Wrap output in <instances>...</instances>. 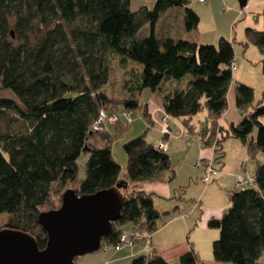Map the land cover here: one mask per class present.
Instances as JSON below:
<instances>
[{
	"label": "trees",
	"instance_id": "trees-1",
	"mask_svg": "<svg viewBox=\"0 0 264 264\" xmlns=\"http://www.w3.org/2000/svg\"><path fill=\"white\" fill-rule=\"evenodd\" d=\"M130 2L0 0V216H7L0 230L22 231L33 237L39 249L46 244V231L37 217L40 207L51 205L52 195L60 197V203L63 190L84 196L113 188L121 180L120 166L109 147L111 138L103 129L94 131L92 125L100 110L118 116L114 124L106 125L118 123V107L123 108L122 115L131 116L129 110L139 107L144 89L160 94L159 112L182 123L186 133L197 134L203 147L211 146L217 134L213 165L223 158L221 142L228 137L240 141L249 158L264 154V89L261 100L252 105L253 88L236 83L235 108L242 116L227 129L217 122L226 112L236 68L232 43L220 38L217 46L199 45L169 32L158 35L161 17L177 8L182 11L184 33L197 28L199 17L190 0H154L151 9L144 6L133 12ZM245 36L262 55L264 77V20L262 30L245 28ZM113 55L141 66L140 73L132 71L129 79L124 78L120 95L106 88ZM204 109L205 124L195 132L192 120ZM142 114L147 125L153 122L146 105ZM101 132L103 146L91 145L90 139ZM156 146L144 135L122 145L127 187L120 192L126 202L102 238V250L120 244L125 224L150 236L157 229L161 214L153 193L130 187L156 182L167 171L173 179L167 152ZM83 153L87 154L85 176L79 181L77 160ZM252 176L251 187L231 191L230 206L219 218L206 221L208 228L218 230L219 237L211 245L219 263L262 264L264 162ZM56 208L51 205L49 210ZM177 258V264H205L192 247ZM128 264L169 262L154 250L133 255Z\"/></svg>",
	"mask_w": 264,
	"mask_h": 264
},
{
	"label": "rangeland",
	"instance_id": "rangeland-1",
	"mask_svg": "<svg viewBox=\"0 0 264 264\" xmlns=\"http://www.w3.org/2000/svg\"><path fill=\"white\" fill-rule=\"evenodd\" d=\"M130 3V9L133 12V10L144 6L151 9L155 2L154 0H131ZM189 6L198 15L199 24L195 30L187 33V38L190 39L191 37L199 45L217 46L220 38H224L232 43L235 54L233 65L236 68L232 72L233 80L227 94L228 101L231 102V109L233 110L234 108L236 83L253 88L254 100L252 105L257 104L261 100L264 89V77L261 74L260 64L262 55L258 48L247 40L245 28H252L256 31L263 29L264 19L262 18V13L264 10V0H248L246 6L242 9L238 6L237 0H208L204 4L198 3V0H190ZM181 17L182 11L178 8L170 10L165 16L161 17L157 28L158 35L163 36L167 32H169L168 35L174 38L183 35L184 31L182 32L179 29ZM146 33L147 31L143 35ZM110 64V83L106 88L109 92L120 95L123 93L124 78L129 79L132 71H136V75L140 73L141 66L136 62H122L116 55L112 56V63ZM3 94L10 96L6 92ZM160 100V94L154 93L148 88L144 89L138 97L139 107L136 110H129L132 116L130 123H127L124 115H122L123 108L118 107L116 109L119 115L118 123L115 125H104L103 128L104 132L111 138L109 147L113 160L120 166L119 178L121 180L125 177L127 163L122 145L127 140L135 138L138 135H144L149 144L154 145L158 141H163L165 146L167 145L165 142L168 140L169 151L167 153L175 175L172 180H169L170 172L167 171L158 180L160 185L163 186L165 184L170 189L171 193L169 197L162 196L158 192H154L152 195L161 217L156 222L157 229L150 236L151 244L145 248L146 253H150L156 248L163 259H168L169 264H177L172 255L174 251L177 253L180 251L181 253L178 254H182L192 247L197 257L205 264H230L225 262L219 263L214 260L211 244L218 239L219 234L218 230L208 228L206 225V221L210 215L220 217L222 209L230 206L228 193L226 190L219 188L221 185L218 178L205 184L203 165L199 158L195 156L199 149L204 150L205 148L198 145L199 137L197 134L183 132L182 123L170 117H167L166 120L170 129L169 136L163 134V131L160 129L161 124H159L161 113L159 112L157 116L155 114L160 109ZM145 105L153 115V122L149 125H147L146 119L142 114ZM206 116L207 111L204 109L193 118L192 123L195 127V132L205 124ZM215 131L217 133L218 129L216 128ZM103 134L101 132L93 136V146H103ZM185 136L187 137L185 138ZM216 137L217 134L215 140ZM221 144L223 145V142ZM226 144L223 147L224 157L220 161L232 167L237 166L238 175L236 179L234 178L235 183L239 176L252 177L256 167L264 162L263 153H257L255 157L251 158L245 152L243 153L245 155H239L234 150L238 143L233 137H229ZM86 158L87 154L83 153L77 160V179L79 181L83 180L85 176L84 163ZM221 163L216 162L213 165L219 173L220 166H222ZM229 178L233 177L230 176ZM162 179L163 182H161ZM224 184L226 185L227 183L224 182ZM227 185L233 188L231 181ZM59 198L55 194L52 195L51 205L58 208L60 205ZM51 205L40 207L41 211H49ZM6 218L7 216L4 214L0 216V225L6 222ZM121 227L125 233H131V230L134 229L132 224H125ZM142 247L143 244L141 243L133 245L132 249L121 246L119 254L121 261L116 263L110 262L109 264L130 263L132 256L136 253L138 254ZM110 249L111 247H108L107 251L104 252L102 248H99L96 252L77 256L74 262L75 264H108L105 255L107 252L110 254L112 251ZM176 252L175 255H177ZM260 262L264 264V255L261 257Z\"/></svg>",
	"mask_w": 264,
	"mask_h": 264
},
{
	"label": "water",
	"instance_id": "water-1",
	"mask_svg": "<svg viewBox=\"0 0 264 264\" xmlns=\"http://www.w3.org/2000/svg\"><path fill=\"white\" fill-rule=\"evenodd\" d=\"M247 2L237 0L241 9ZM126 187L127 182L119 180L113 188L84 196L65 190L58 208L41 211L37 217L46 231L42 249L22 231L0 230V264H75L77 256L98 251L125 206L120 190Z\"/></svg>",
	"mask_w": 264,
	"mask_h": 264
},
{
	"label": "crops",
	"instance_id": "crops-1",
	"mask_svg": "<svg viewBox=\"0 0 264 264\" xmlns=\"http://www.w3.org/2000/svg\"><path fill=\"white\" fill-rule=\"evenodd\" d=\"M167 14V13H166ZM165 14V15H166ZM164 15V16H165ZM179 29H181V31L183 32V29H182V25L180 26V28ZM183 35H180L182 38H187V36H188V34L186 35V33L184 34V32L182 33ZM191 38V37H190ZM228 99V98H227ZM229 100V99H228ZM231 102L230 101H228L227 102V108H226V112L223 114V116L217 121L218 123H219V125L221 126V128L222 129H227V127H228V125H230L231 123H233V124H236L237 122H238V120L240 119V117L242 116V113H240V111L239 110H236V108H235V101H234V103H233V110L231 109V104H230ZM154 112H155V110H154ZM159 113V111H156L155 112V114H156V116H157V114ZM161 113V112H160ZM163 116V114L161 113V115H160V118ZM152 118H153V115H152ZM205 119H206V117H205ZM224 124H226V126H224ZM161 129V128H160ZM169 132H170V130H169ZM183 132H185L184 130H183ZM164 135H167V136H169L168 135V133L167 134H164ZM187 136H185V138H186ZM228 139H229V137L228 138H226V141L225 140H223L222 142H223V145L221 144V147H222V152H223V147H224V145H227L226 143L228 142ZM92 138L90 139V144L92 145ZM237 140V139H236ZM161 142H163V141H161ZM160 141H158V142H156L155 144H159V143H161ZM237 146H236V148L234 149L236 152H238L239 153V155H245V154H247L246 153V148H245V146L239 141L238 142V140H237ZM154 144V145H155ZM165 144H167L166 145V147H167V151L166 152H168L169 151V146H168V140L165 142ZM198 145H199V143H198ZM97 146V145H96ZM200 147H201V145H199ZM205 148V149H204ZM204 148H202V149H204V150H198L197 151V153H196V155L195 156H197V158H199V160H200V162H206V160H209V159H215L216 158V156H214V153H213V151H212V148H211V146H204ZM235 152V153H236ZM245 152V154H243ZM168 154V153H167ZM223 154H224V152H223ZM248 155V154H247ZM224 157V156H223ZM218 162H220L221 163V161H219L218 160ZM217 162V163H218ZM222 164V166H220L221 168H220V173H218V175L215 177V178H218L219 179V182H220V185H221V187L219 186V188L220 189H222V190H226L227 191V193H228V196H229V194H230V192L231 191H233V190H235V179H236V176L238 175L237 174V166H235V167H232V166H230V165H228L227 163L225 164V162H222L221 163ZM203 169H204V167H202ZM204 174V173H203ZM175 175V174H174ZM233 177V178H229V177ZM235 178V179H234ZM121 179V178H120ZM122 180H124V178H122ZM231 181V185H233V188H231V186H228L227 184H228V182H230ZM161 182H163V179L161 180ZM224 182H226L227 184L225 185L224 184ZM164 184V183H163ZM131 188H137V189H143L145 192H148V193H153L154 194V192H158L159 194H162V196H170V193H171V191H170V189H168V187L164 184L163 186L162 185H160V183H158V181H156V182H151V183H140L139 185H131L130 186ZM226 187H230V188H226ZM152 200H153V203H154V206L156 207V203L154 202V199H153V196H152ZM157 209V208H156ZM223 209H225V208H223ZM222 209V210H223ZM223 212V211H222ZM211 216H214L215 217V215H210V217ZM183 218V217H182ZM217 218H219V217H217ZM151 244V243H150ZM140 248V247H139ZM110 250H112L111 252H110V254H109V252H107V254L105 255V257L107 258L106 259V262L109 264L110 262H114V263H116V262H120L121 260V256L119 255L120 254V252H121V250L120 251H117V250H115V249H113V248H111ZM156 252H158L157 250H156V248L154 249ZM175 252L176 251H174V253L172 254L174 257L173 258H175L174 260L175 261H177V257L179 256V255H181V254H178V253H181L180 251H178V253H177V255H175ZM137 254V253H136ZM135 255V254H134ZM175 256H177V257H175ZM165 260H167L168 261V259H165Z\"/></svg>",
	"mask_w": 264,
	"mask_h": 264
},
{
	"label": "built area",
	"instance_id": "built-area-1",
	"mask_svg": "<svg viewBox=\"0 0 264 264\" xmlns=\"http://www.w3.org/2000/svg\"><path fill=\"white\" fill-rule=\"evenodd\" d=\"M208 0H198V3L204 4ZM127 117L128 121H131V116L128 115L127 113L124 114ZM117 115H108L104 110H100L97 114V118L95 119L92 127L94 131L100 132L103 128L104 125L106 124H114L117 121ZM167 117L163 116L161 117L159 124H161V131H163V134H169V126L167 124ZM217 140V137H216ZM215 140V141H216ZM213 142L211 144L212 151H214L216 147V142ZM201 145V144H199ZM157 149L159 151H167V147L164 145L163 142L157 144ZM203 147V145H201ZM201 164L204 167V182L207 184L211 180L215 179V177L218 175L219 171L213 167V159L206 160V162H201ZM254 176L252 177H246V176H239L237 178V181L235 183V188L238 190L245 189L247 187H251L252 184L254 183ZM141 243L143 244V247L141 251L138 254H149L146 253V247L150 245L151 243V237L149 234L145 233L143 230L140 229H133L131 230V233H125L122 232L120 235V244L116 246L114 249L121 250V246H126L130 249H132L133 245ZM106 248L104 247L103 250Z\"/></svg>",
	"mask_w": 264,
	"mask_h": 264
}]
</instances>
